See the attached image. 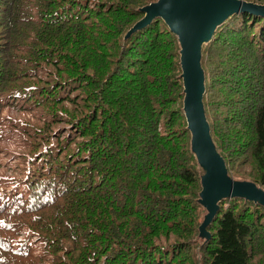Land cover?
Returning <instances> with one entry per match:
<instances>
[{
    "label": "trees",
    "instance_id": "obj_1",
    "mask_svg": "<svg viewBox=\"0 0 264 264\" xmlns=\"http://www.w3.org/2000/svg\"><path fill=\"white\" fill-rule=\"evenodd\" d=\"M157 1L0 0V264H264L259 201L200 231L178 39L127 36ZM200 67L228 177L264 192V16L228 17Z\"/></svg>",
    "mask_w": 264,
    "mask_h": 264
},
{
    "label": "water",
    "instance_id": "obj_2",
    "mask_svg": "<svg viewBox=\"0 0 264 264\" xmlns=\"http://www.w3.org/2000/svg\"><path fill=\"white\" fill-rule=\"evenodd\" d=\"M141 12L144 18L129 31L128 37L153 19L160 18L179 42L183 111L191 134V151L204 170L200 204L207 210V215L200 231L203 232L211 222L222 199L240 197L251 202L259 201L264 206V192L252 183L232 181L214 149L204 117V76L200 67L201 47L210 41L220 24L238 12L264 16V6L241 0H158L142 8Z\"/></svg>",
    "mask_w": 264,
    "mask_h": 264
},
{
    "label": "rangeland",
    "instance_id": "obj_3",
    "mask_svg": "<svg viewBox=\"0 0 264 264\" xmlns=\"http://www.w3.org/2000/svg\"><path fill=\"white\" fill-rule=\"evenodd\" d=\"M250 4H251V3H250ZM14 147H15V145H14V144H12V143H11V144H9V148H10V149H13Z\"/></svg>",
    "mask_w": 264,
    "mask_h": 264
}]
</instances>
